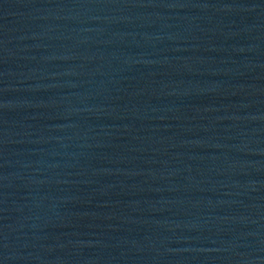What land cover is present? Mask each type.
<instances>
[{"label":"water","instance_id":"1","mask_svg":"<svg viewBox=\"0 0 264 264\" xmlns=\"http://www.w3.org/2000/svg\"><path fill=\"white\" fill-rule=\"evenodd\" d=\"M0 264H264V0H0Z\"/></svg>","mask_w":264,"mask_h":264}]
</instances>
